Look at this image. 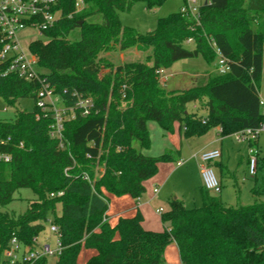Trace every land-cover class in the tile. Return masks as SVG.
Segmentation results:
<instances>
[{
	"label": "trees",
	"instance_id": "trees-1",
	"mask_svg": "<svg viewBox=\"0 0 264 264\" xmlns=\"http://www.w3.org/2000/svg\"><path fill=\"white\" fill-rule=\"evenodd\" d=\"M76 1L59 0V19L43 31L49 40L32 41L30 50L44 69L45 83L67 105L78 93L91 97L95 108L89 116L66 122L71 155L51 138L50 119L36 118L37 104L32 111L16 110L13 119H0V137L12 138L5 149L13 154L11 162L0 163L2 246L13 237L33 245L52 215L63 245L56 264H81L84 248L93 251L85 264H165L171 242L182 264H264V200L233 206L203 187L200 207L170 200L161 213L163 231L144 228L139 210L116 222L104 220L111 196L139 200L159 164L174 160L171 151L144 152L152 145L150 120L167 133L179 124L188 138L214 127L228 136L264 122L259 89L264 0H208L200 6V23L179 10L160 17L145 34L123 25L119 12L139 1L154 9L167 0H83L79 11ZM99 15L101 21L90 20ZM76 29L80 39H68ZM132 48L146 53L145 59L116 64L108 57ZM216 48L227 58L228 72H208L187 89L168 90L161 83L160 70L179 60L202 57L212 65ZM4 68L0 63V97L11 106L22 98L37 101L42 82L5 75ZM190 104H198L207 116L190 111ZM22 188L32 189L36 197L24 213L8 211Z\"/></svg>",
	"mask_w": 264,
	"mask_h": 264
},
{
	"label": "rangeland",
	"instance_id": "rangeland-1",
	"mask_svg": "<svg viewBox=\"0 0 264 264\" xmlns=\"http://www.w3.org/2000/svg\"><path fill=\"white\" fill-rule=\"evenodd\" d=\"M196 1L202 3L205 2V0ZM184 3L185 0H167L159 7L148 9L145 2L139 1L136 2L129 11H120L119 17L123 25L133 27L139 32L145 34L153 31L157 27L158 19L160 17L168 16L171 13L181 10ZM90 20L101 21L102 17L99 15L91 18ZM18 36L25 48L27 58L34 62V66L37 71L44 72V69L38 65L37 57L30 50V43L34 40L47 42L49 37L34 27L25 29L19 33ZM68 39L72 41L80 39V30L76 29L72 31L68 35ZM192 46L193 45L191 43H187V47L191 48ZM121 53H123L125 57L122 58ZM145 56L146 53L138 52L136 48H132L124 52H113L108 54V57L116 64L126 61H143ZM216 64L217 60L212 65H209L202 57L179 60L172 68L164 71V75L166 76L161 77V83L168 90L187 89L196 85L198 79L204 76V72L206 70H208V72L213 70L216 71ZM59 97L61 98L60 103H62L63 99L61 96ZM35 106L36 100L33 98H22L18 101L16 106H11L7 104L2 97H0V119H13L16 110L21 109L32 111L35 109ZM189 110H197L203 117L207 116L206 110L199 107L198 104H190ZM215 128L217 127L212 128V130H215ZM148 129L151 135L152 145L150 149H147L144 152L160 155L166 151H171L174 156V160L159 164L157 174L146 181V190L141 197L143 206L146 205V199L151 200L146 206L148 219L145 222V225L152 224L163 230L164 225L161 220V213L156 211L160 208H162V212L166 211L172 198L178 197L182 199L188 208L200 207L202 204L198 178L199 164L193 155L195 153L202 152L198 149L204 144L203 139H205L204 136L206 134L188 138L184 135V131L180 129L179 124L175 125L173 133H167L156 121L153 120L148 122ZM258 142L259 145L256 147L259 150V162L258 172L256 175H251L249 173V169L246 167V164L240 162L242 154L245 155L246 150L248 151V146L245 148L246 144L236 142L233 134L225 136V175L221 176L220 167L215 165V161L211 165L222 187L220 193H212L222 198L223 201L229 205H250L256 200H264V132L259 134ZM191 143L195 144L194 150L198 151H193L192 156L189 158L184 154L186 151L189 152V149L191 150V148H188ZM181 144L183 152L182 156L179 151ZM181 158L186 161L183 165H178L177 162ZM200 175L203 187L206 188L201 172ZM155 188L159 189V193L157 194L158 196L151 198ZM255 189L259 191L258 194L254 192ZM125 196L134 199L129 195L121 197ZM35 197L36 195L32 189L22 188L15 193V199L6 207V209L17 214L24 213L28 208L29 200ZM121 197L111 196L110 198L109 211H111V222H116V217H112V215L115 214L114 210L119 209V200ZM136 206L139 205L135 203V208ZM52 220L53 216L51 215L48 220L44 222L45 229L38 236V242L40 245L51 243L53 247H56V237L50 232ZM92 252L93 251L84 248L80 255V263L85 264ZM58 258L59 256L57 255L49 256L44 264H56ZM165 264H182L180 253L175 242H171L166 248Z\"/></svg>",
	"mask_w": 264,
	"mask_h": 264
},
{
	"label": "built area",
	"instance_id": "built-area-1",
	"mask_svg": "<svg viewBox=\"0 0 264 264\" xmlns=\"http://www.w3.org/2000/svg\"><path fill=\"white\" fill-rule=\"evenodd\" d=\"M207 2L208 0H205L204 3ZM58 3L59 0H0V63L5 67L3 72L5 75L16 74L28 81L36 79L42 82L37 94L36 104L39 111L36 118L38 120L41 118L50 119L49 134L51 138L58 141L60 149L69 150L71 155V142L65 133L66 122L75 119L78 115L83 117L91 115L95 108V102L91 97H83L75 93L76 99L72 105H67L63 98L60 103V95L45 83L42 77L44 73L37 71L34 62L27 58L25 48L18 36L19 33L30 27L37 28L41 32L54 27L61 15L57 8ZM202 4L196 0H185L181 11L200 23V6ZM83 6V0L76 1L77 11L81 10ZM216 53V71L228 72L230 66L227 58L221 54L218 48H216ZM164 71L160 70V77L166 76ZM260 101L264 114V99L261 97ZM261 132H264V122L256 128H245L233 134L236 142L248 146V169L251 175H256L258 172L259 159L256 144ZM11 141V137H0V163L12 161V152L5 149L11 144ZM221 156L220 149L205 150L193 155L198 161L206 189L214 193H220L222 187L211 165ZM184 162L185 160L180 159L177 164L182 165ZM83 176L91 182V178L86 172L83 173ZM158 191V188L154 189L155 193ZM63 193L60 191L57 195L60 196ZM55 195V193H51V196ZM107 203L110 204V201ZM108 211L104 220H109ZM158 212L162 213V209H159ZM50 232L56 237V247H53L51 243L40 245L38 237L34 239V244L31 246L23 244L17 237H13L5 247L0 241V264H36L49 256H60L63 250L61 234L58 226L52 221Z\"/></svg>",
	"mask_w": 264,
	"mask_h": 264
},
{
	"label": "crops",
	"instance_id": "crops-1",
	"mask_svg": "<svg viewBox=\"0 0 264 264\" xmlns=\"http://www.w3.org/2000/svg\"><path fill=\"white\" fill-rule=\"evenodd\" d=\"M121 57L123 58V57H125V55L123 53H121ZM207 73H208V70H206L204 72V75H206ZM197 75H200V74H197ZM259 89H260V95L264 99V66H263V71H262V80L260 82ZM204 137H205V139H203L204 144L198 150H201V151L211 150V149H220L221 150V152H222L221 158L219 160L215 161L214 163L216 166L220 167V173H221V176H223V171H224V169H226V166L224 164L225 136H223L221 134V128L217 127V128H215V130H212V129L209 130ZM187 140H191V139H187ZM198 140H200V139H198ZM194 145L195 144H193V143L189 144L190 147H188V148H191V150L189 149V152L188 151L185 152L184 155L186 157L190 158L192 156L193 151H198V150H194L195 149ZM258 145H259V142H258ZM245 148H247V145ZM179 151H180V154L182 156V153H183L182 152V144L180 145ZM247 153H248V151L246 150V154L245 155L242 154L240 162L241 163L243 162L244 164H246V167L248 168V154ZM146 154L154 155V153H148V152ZM198 171H199V177H198L199 178V187L201 189V188H203V182H202L201 177H200L201 176L200 175V172H201L200 167H198ZM145 187H146V182H145ZM158 193H159V191H158ZM158 193L154 192L153 196L151 198L157 197ZM141 197L139 198V200L131 199L128 196L121 197L119 200V203H120L119 209L114 210L115 214H113L112 217H116L115 221H117V219H118L117 217L134 215L135 212L139 210L143 215V226H144V228H146L148 230H153V231H163L160 227L158 228L155 225H152V224L151 225L150 224L145 225V222L148 219V212L146 210V206L150 203L151 200L146 199V205L143 206ZM135 203H137L139 205V206H136V208H135ZM160 209H162V208H160ZM158 210L159 209H157L156 212H158ZM110 213H111V211H109V214H108L109 220H110Z\"/></svg>",
	"mask_w": 264,
	"mask_h": 264
}]
</instances>
